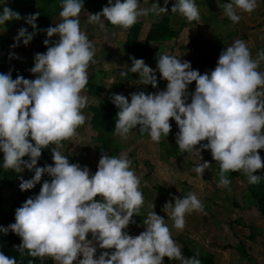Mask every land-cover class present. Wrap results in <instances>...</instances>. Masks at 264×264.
I'll return each instance as SVG.
<instances>
[{"label":"clouds","instance_id":"9594fccd","mask_svg":"<svg viewBox=\"0 0 264 264\" xmlns=\"http://www.w3.org/2000/svg\"><path fill=\"white\" fill-rule=\"evenodd\" d=\"M140 2L108 0L102 11L91 13L87 20L103 26V17L127 29L150 12H168V0H164V6L159 0L150 7H141ZM59 3L61 19L54 26L38 29L40 13H32L25 19L34 31L21 27L14 38L12 47L18 46L21 38L27 45L37 31L47 33V50L34 54V65L29 69L35 78L22 74L13 78L11 70L0 72V166L19 173L25 168L31 170L27 179L19 176L14 188L20 179L21 184L15 194L33 191L45 174L51 177L43 179L39 192L15 209L14 222L0 226L5 233L12 231L20 236L8 243L11 246H5L6 251L0 249V264H163L165 256L180 264H202L199 252L184 256L171 231L172 227L184 229L187 214L203 211L204 203L195 191L181 196L169 193L163 184L153 186L161 196H174V201L168 200L163 206L172 220L170 227L154 210L155 204L150 209L141 207L144 195L140 185L145 186V182L131 167L138 161L124 153L102 151L97 170L92 172L88 165L74 162L60 150L62 142L75 137L77 128L86 121L83 109L89 98L83 90L88 82L87 70L97 61L96 45L80 26L84 0ZM217 3L222 15L234 23L241 20L240 12L251 13L258 6V0ZM3 5L0 25L21 18L18 11ZM171 10L188 21L200 18L196 0H175ZM131 60V67L125 65L121 76L138 73V80L151 88H158L160 78L167 80V85L155 92H132L130 100L123 93H113L110 97L118 108L113 134L127 139L139 126L140 134L147 133L152 141L159 142L162 136H172L168 135L174 126L170 118H174L180 151L199 154L201 162L193 169L199 177L203 178L211 167L212 162L201 154L202 149H210L219 164V187L231 185L230 171H241L250 184L261 180L257 170L264 168L259 151L264 149V48L253 56L245 40L234 39L222 49L216 66L203 73L193 68L191 61L169 52L157 53L156 68L143 58L132 56ZM157 71L161 77H157ZM193 81L195 89L189 91ZM49 145H56L50 149L54 163L38 166L42 149ZM98 249L111 251L97 255Z\"/></svg>","mask_w":264,"mask_h":264},{"label":"rangeland","instance_id":"374dc122","mask_svg":"<svg viewBox=\"0 0 264 264\" xmlns=\"http://www.w3.org/2000/svg\"><path fill=\"white\" fill-rule=\"evenodd\" d=\"M160 1L159 4L161 5ZM154 2L156 0H141L140 6L150 7ZM170 2L174 3L175 0H170ZM196 2L199 5V20L188 21L179 13H172L171 7L168 8L167 13L157 15L150 12L138 19L143 21L139 35L141 40L147 34L151 23L160 20L164 15L171 17L176 28L180 25L182 19L188 22L178 38L170 41H153L151 43L153 50L149 59L145 61L146 64L156 68L157 53L169 52L180 56L182 60L191 61L192 67L203 73L206 71L204 70L205 66L210 69L216 66L222 49L234 39L245 40L253 56L256 55L259 49L264 48V39H261L262 34H264V0H258V6L251 13L240 12L242 18L238 23H234L222 15L223 10L217 0H196ZM221 2H227V0H221ZM3 3L18 11L21 18L24 12L32 14L40 11L38 1L31 10L26 9L27 3H25V0H0V10L4 6ZM107 3L108 0H84V8L79 15L81 29L88 34L96 45L95 59L97 62L90 64L87 70L88 80L100 83L101 91L97 96H93L85 89L83 90L89 98L86 108L83 109L87 117L86 121L77 128V135L64 140L60 147L65 155L73 158L74 162L88 165L92 172L97 170L101 153H97L96 150L99 143L94 139L97 132L92 128L90 122L93 112L89 109V106L97 105L100 98L112 96L113 93H123L130 100L129 94L132 92L139 90L155 92L158 88L163 89L167 85V80L160 78L158 88H151L150 84H143L140 88L139 85L142 83L138 80V73L129 72L127 76L120 75L125 65L128 68L130 66L124 45L131 27L124 29L118 25L109 26L106 24L107 19L103 17L101 18L103 26L100 23H89L87 20L91 13L102 11L103 6ZM51 8L55 12V16L50 25L54 26L61 19L59 16L61 8L59 0L51 4ZM8 25L11 26V23L8 22ZM234 31L235 35L232 34ZM0 33L7 36L10 33L15 34L16 29L12 28L7 32V29L0 25ZM197 39L201 41L200 47L196 46L198 44ZM221 40H224L222 47L216 48L212 45L215 41ZM33 65L34 56L27 63L29 69ZM261 70H264V62L261 64ZM21 74L25 78L32 79L36 75L32 72H17V75ZM161 75L157 71V77H161ZM195 83L193 81L189 85V91L195 89ZM170 122L174 125L175 133L169 138L166 135L162 136L159 142L152 141L147 133L140 134L139 126L129 132L127 139H122L112 133V137L122 146L118 154L124 153L129 156L131 152H134V156L137 158L138 165L135 166L132 162L131 167L135 169L139 177L143 176L144 178L145 186L140 185L144 195V203L141 207L146 206V209H150V205L155 204L154 210L164 216L166 223L171 227L172 220L167 217L163 206L168 200L174 201V196L170 194L161 196L157 190L153 189V186L163 184L169 193L181 196L186 195L189 191H195L204 203L203 211H193L187 214L184 229L171 228L173 238L181 248L186 245L190 249L201 251V253L212 254L215 256L216 264H248V259L242 257L234 248L237 243L242 242L249 255L254 257L258 263L264 264V215L255 206H249L252 205L250 199L245 202L243 198L248 182L247 176L240 173L239 179L231 181L229 187H219L216 180L218 163L213 160L210 149H202L201 152L204 160L212 162L210 169L205 170L203 178L199 177L193 170L194 166L201 162L199 154L195 151L188 154L178 150L177 156H168L166 147H178L176 133L179 131L175 119L170 118ZM205 142L207 141H202V143ZM260 154L264 159V153ZM186 156L187 158H185ZM260 172L261 169H258L257 174H260ZM30 173L31 170L25 168L20 172V178L27 179ZM17 184L19 186L16 189L4 190L5 198H9L19 190L21 179ZM234 200L242 206L233 204ZM250 224L261 230L255 241L248 238L251 232L248 227ZM139 233L136 232L135 235ZM88 238L91 239V233L88 234ZM226 245H232L233 247L227 248ZM105 250L111 251V249H98L97 255ZM163 264H180V261L165 256Z\"/></svg>","mask_w":264,"mask_h":264},{"label":"trees","instance_id":"16d2710c","mask_svg":"<svg viewBox=\"0 0 264 264\" xmlns=\"http://www.w3.org/2000/svg\"><path fill=\"white\" fill-rule=\"evenodd\" d=\"M38 1L40 5V15L37 17V28L38 29H46L50 26L52 19L55 16V12L51 8V4H53L56 0H25L26 9L31 10L34 8V4ZM161 6H164V0L160 1ZM175 3V2H174ZM168 0L167 7H171L174 4ZM29 14L24 12L22 18L12 19L6 21L3 25V28L7 29L9 32L10 29L15 28L16 33H10L7 36H4L0 33V72L7 73L9 70L12 71L13 78H16L17 72L25 71L30 72L29 67L27 66L28 61L31 57L34 56L36 52H44L47 50V45L44 44V40L47 39V33L45 31H37L34 35L33 39L25 45L23 43V38H21L18 46L12 47V45L16 42L15 37L18 34V30L21 27H26L29 32H33L34 29L31 24L27 23L25 19ZM8 22L11 23V26L8 25ZM109 26H115L111 22L107 20L106 22ZM188 25V22L185 19H182L180 25L176 28L172 19L169 15H164L160 20L154 21L151 23L149 31L146 34L144 40L139 39V35L143 26V21L138 20L133 26H131L130 31L128 33L127 39L125 41V51L129 59V63L131 67L132 60L131 57L135 56L136 58H143L144 60L149 59L151 51L153 50L151 43L153 41H167L171 39L178 38L180 32ZM11 32V31H10ZM235 35V31L232 33ZM234 37V36H233ZM231 37V38H233ZM52 39H58V37H53ZM197 47H200L201 41H198ZM224 44V41H216L212 45L216 48L221 47ZM185 47V46H184ZM11 53H15L16 55H10ZM98 55V54H97ZM204 70L208 71L210 68L205 66ZM99 76V75H97ZM141 87L143 84L140 85ZM85 90L93 96H97L101 91L100 83L93 82L92 80H88ZM89 109L93 112V116L91 117V125L92 128L97 132L96 139L99 145L96 146L97 153H101L102 151H108L110 154L117 155L122 149V146L112 137L113 130L115 128L116 122V113L118 112L117 106L113 103L112 97L107 96L104 98H100L97 105H90ZM175 132L174 126L168 136L173 135ZM166 138V137H165ZM56 145H49V148L42 149L41 158L38 161V166H44L46 163H54L52 160L51 147ZM179 147H166L167 155L171 157H175L178 154ZM260 153H264V149L259 150ZM27 159V157H25ZM129 158L132 159L135 163H137V158L134 156V152L129 154ZM3 159V153L0 152V160ZM214 160V159H213ZM212 160V161H213ZM219 171V164L217 166V172ZM241 171H230L227 173L230 180H234L239 178ZM243 174V173H242ZM34 175H31V177ZM261 180L258 183L250 184L247 182L246 191L243 194V198L246 202L250 199L251 206H255L257 210L264 215V168L261 169L260 174ZM20 176L19 172H16L11 169H4L0 166V226H7L9 223L15 221V209L30 196L37 194L42 186L43 179H51L47 174H45L42 178V181L37 183L33 188V191L30 189L21 190L20 192L13 194L9 198H5L3 196V189L6 188H14L16 186V182ZM30 177V178H31ZM29 178V179H30ZM219 177L216 175V180L218 181ZM161 191L165 190L161 188ZM233 204L236 206H242L236 200L233 201ZM242 223V222H241ZM245 224V223H242ZM250 229V234L248 238L251 241H255V238L260 233V229L253 224L248 225ZM20 239V236L16 233L9 231L7 233L0 230V249L2 251H6L5 246H11L8 244L9 242H14ZM3 247V248H2ZM227 248H232V245H226ZM236 250L241 254L242 257L248 259V264H260L258 261L249 255L244 244L239 242L235 245ZM184 256L190 257L199 252V258L202 261V264H216L215 256L212 254L207 255L206 253H201V251H197L195 249H190L188 246L184 245L181 248Z\"/></svg>","mask_w":264,"mask_h":264},{"label":"crops","instance_id":"0c3cea01","mask_svg":"<svg viewBox=\"0 0 264 264\" xmlns=\"http://www.w3.org/2000/svg\"><path fill=\"white\" fill-rule=\"evenodd\" d=\"M206 29V28H205ZM224 41V40H223ZM216 42V41H215Z\"/></svg>","mask_w":264,"mask_h":264}]
</instances>
